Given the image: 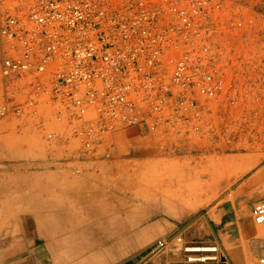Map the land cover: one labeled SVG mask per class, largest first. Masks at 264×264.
Segmentation results:
<instances>
[{
    "label": "rangeland",
    "instance_id": "374dc122",
    "mask_svg": "<svg viewBox=\"0 0 264 264\" xmlns=\"http://www.w3.org/2000/svg\"><path fill=\"white\" fill-rule=\"evenodd\" d=\"M219 1L209 50L224 90L188 126L118 131L96 158L79 161L68 119L51 108L35 123L4 120L0 170L18 167L16 195L31 202L0 205V235L21 241L31 229L36 244L52 246V264H141L161 255L167 264L174 251L153 258L157 241L195 234L223 213L243 226L252 219V190L243 186L264 170V0ZM6 177L1 196L14 190ZM27 213L38 220H22Z\"/></svg>",
    "mask_w": 264,
    "mask_h": 264
},
{
    "label": "built area",
    "instance_id": "2783aa9c",
    "mask_svg": "<svg viewBox=\"0 0 264 264\" xmlns=\"http://www.w3.org/2000/svg\"><path fill=\"white\" fill-rule=\"evenodd\" d=\"M218 2L0 0V121L35 123L51 108L68 119L79 161L118 131L188 126L224 90L209 50ZM252 218L264 225V201ZM168 247L167 264H229L218 241L194 233L159 240L153 252Z\"/></svg>",
    "mask_w": 264,
    "mask_h": 264
},
{
    "label": "crops",
    "instance_id": "0c3cea01",
    "mask_svg": "<svg viewBox=\"0 0 264 264\" xmlns=\"http://www.w3.org/2000/svg\"><path fill=\"white\" fill-rule=\"evenodd\" d=\"M4 120L0 121V126L4 125ZM8 174H10L12 179L8 187L14 190L11 196L0 195V205L17 206L19 204H29L31 201L28 197L24 200L23 197L20 198L16 195L19 188L17 180L18 167L10 165L8 168L0 170V177L7 178L8 176L6 177V175ZM243 190H252V192H249L252 206L263 201L264 170L255 173L244 184ZM14 212L12 220L17 223L20 220V216L16 207ZM21 219L25 221L38 220L34 214L28 213ZM201 234L203 241H218L220 243L229 259V264H264L262 263V260H264V226L259 227L256 225L253 218L243 226L237 217L226 220V213H223L220 214L218 220L210 219L207 223L199 224L194 235L201 240ZM39 235L41 236V233ZM0 236V264H52L51 259L53 260L54 258L52 257V246L48 243L36 244L37 239H40V237L34 236V232L31 229H27L24 239L21 241L18 234L11 235V237L3 234ZM166 257L161 255L157 260H148L141 264H165Z\"/></svg>",
    "mask_w": 264,
    "mask_h": 264
},
{
    "label": "bare ground",
    "instance_id": "6f19581e",
    "mask_svg": "<svg viewBox=\"0 0 264 264\" xmlns=\"http://www.w3.org/2000/svg\"><path fill=\"white\" fill-rule=\"evenodd\" d=\"M209 177H210V176H209ZM143 197H145V198H151V199H152V198H155V197L152 196V194H149V193H148V194H145ZM28 214H29V213H28ZM153 253H154V254H153ZM153 253H152L153 255L156 254L155 252H153ZM262 263H264V260H262Z\"/></svg>",
    "mask_w": 264,
    "mask_h": 264
},
{
    "label": "water",
    "instance_id": "95a60500",
    "mask_svg": "<svg viewBox=\"0 0 264 264\" xmlns=\"http://www.w3.org/2000/svg\"><path fill=\"white\" fill-rule=\"evenodd\" d=\"M136 260H134L133 262H135ZM133 262H129V263H127V264H132Z\"/></svg>",
    "mask_w": 264,
    "mask_h": 264
}]
</instances>
